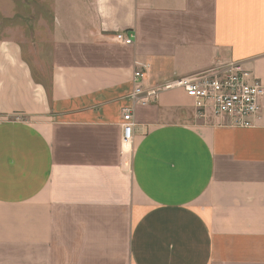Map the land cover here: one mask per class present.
Instances as JSON below:
<instances>
[{"label": "crops", "instance_id": "obj_1", "mask_svg": "<svg viewBox=\"0 0 264 264\" xmlns=\"http://www.w3.org/2000/svg\"><path fill=\"white\" fill-rule=\"evenodd\" d=\"M137 64L264 85V0H0V264H264V125Z\"/></svg>", "mask_w": 264, "mask_h": 264}, {"label": "built area", "instance_id": "obj_2", "mask_svg": "<svg viewBox=\"0 0 264 264\" xmlns=\"http://www.w3.org/2000/svg\"><path fill=\"white\" fill-rule=\"evenodd\" d=\"M117 43L130 46L132 35L117 33ZM147 65H138L133 72L134 89L130 95L134 102L155 101L164 90L181 89L192 100L199 114L206 112L227 118L231 126L252 128L264 125V85L251 80L249 75L237 64L216 67L206 72L176 78L162 85H144L147 79ZM133 134L131 111L122 116V141L129 143Z\"/></svg>", "mask_w": 264, "mask_h": 264}, {"label": "rangeland", "instance_id": "obj_3", "mask_svg": "<svg viewBox=\"0 0 264 264\" xmlns=\"http://www.w3.org/2000/svg\"><path fill=\"white\" fill-rule=\"evenodd\" d=\"M10 10H11V14H13V16H18V15H23V10H22V6H11L10 7ZM20 26V24H18Z\"/></svg>", "mask_w": 264, "mask_h": 264}]
</instances>
